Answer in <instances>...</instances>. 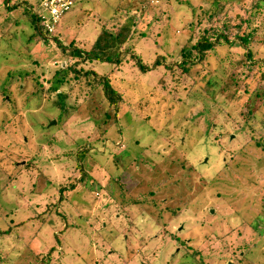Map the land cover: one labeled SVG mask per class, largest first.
Here are the masks:
<instances>
[{
  "label": "rangeland",
  "instance_id": "1",
  "mask_svg": "<svg viewBox=\"0 0 264 264\" xmlns=\"http://www.w3.org/2000/svg\"><path fill=\"white\" fill-rule=\"evenodd\" d=\"M181 1L126 0V16L118 0H77L47 37L25 8L40 0H0V264H264V66L248 69L264 61V0L202 11L201 27L250 33L253 58L223 43L189 76L180 51L208 3ZM118 26L145 72L73 66L56 41L89 49ZM89 70L122 93L116 121Z\"/></svg>",
  "mask_w": 264,
  "mask_h": 264
},
{
  "label": "trees",
  "instance_id": "2",
  "mask_svg": "<svg viewBox=\"0 0 264 264\" xmlns=\"http://www.w3.org/2000/svg\"><path fill=\"white\" fill-rule=\"evenodd\" d=\"M4 1L6 5H8L9 2H11V0H4ZM125 1L126 0H118L116 4L117 6L116 9L117 10L120 9V11L124 12L126 16L135 14L130 10V8H128L129 6H126L127 3L125 4ZM204 1L208 3V7H205L204 9L200 7L201 13L198 14L199 21L197 22V24L193 25L194 23H190L191 24L190 27L188 25H187V28L185 27L187 30H189V32L193 31L197 36V40L195 41V43H193L189 48H186V49L183 48V50L180 51V55L182 56V61L180 62L179 67L182 69L183 74L187 76L190 75V70L192 66L204 64L205 60L207 59V57H209L210 53L215 52L217 50V47L222 45L223 43L228 44L229 46L235 45V46L247 48V51L245 53L246 58L248 59L253 58V52L248 46L251 40L250 33L243 34V35L236 34L235 39L231 40L230 37L228 36V27H227L228 25L226 22L219 25L218 28L212 25L210 27L205 28L203 26L201 27L200 25L202 11L204 13L210 12L213 15L215 12L221 11L220 9L224 8L225 9L223 11L224 13L226 9L229 10V7H227V2H230V0H204ZM181 3L182 4L184 3V5H187V3L190 4L189 2H186V0H182ZM15 6L16 4L12 5V7L8 9L10 10L11 8ZM33 7L34 6H32V4H29L28 7H25L26 13L29 14L28 16L32 24H35V29L38 30L37 28L38 19L36 15L34 14ZM73 8L69 11V13L72 10H74ZM243 14H244L243 15V18H244L246 15V11ZM64 18L66 17L63 16L62 19ZM68 21L71 22V17H69ZM132 23H134V21H132ZM129 32H130V29L127 26H118L116 28L103 27L100 30V32L97 34L96 38L91 43L89 49H81L80 47H76V46H71L70 48L63 47L62 45H60V42L57 39L56 41H57V44L60 46V48H62L63 50H68L71 56L78 59V61H75L73 66H75L76 64H79V60L84 61V62L85 61L107 62L109 64H114V65H120L121 63L125 64V63L134 62V64L142 72H145L147 70L146 69L147 66L143 64L142 60L138 57V55L133 53L134 50H132L131 48H127V50L129 51H126V52L123 51L122 46L126 44L128 42V39L130 38ZM157 62L159 61L156 60L155 65L158 64ZM261 66H264V61L259 60L257 61V64L249 65L248 69L250 70L252 68H257ZM71 69L74 72H79L74 67H71ZM85 74L87 76H91V78L87 79L90 90L92 91L94 89H98L101 93V101L103 103L102 106L104 107V110H105L101 114L103 121L109 115H112L114 117V121H116V115L119 113L120 107L123 102H122V93L115 87L112 77L110 76V74L99 75L96 71H93V70L85 71ZM63 82H64V76H61V78L55 81V86L53 87V89L55 88L57 89L58 86H60ZM186 90H183V92L185 93V97L192 96L193 98H197L198 100L202 101L206 105L207 108L209 107V105H207L208 98L206 95H203L202 90L194 89V91L192 92H189L190 90L189 91L188 90L186 91ZM257 96L259 99H263L264 90L262 92L258 90ZM251 101L253 102L252 99ZM83 155L80 157V159H83ZM78 168L81 169V172H82V177L79 179V181H82L83 183L88 184L90 176L89 175L87 176L85 170L83 169L82 164H80ZM74 184L75 183L73 182L72 183L73 187H74ZM261 213L264 216V211H262ZM50 258L51 256L49 255L40 264H48L50 261ZM241 260H243V257L241 258Z\"/></svg>",
  "mask_w": 264,
  "mask_h": 264
},
{
  "label": "built area",
  "instance_id": "3",
  "mask_svg": "<svg viewBox=\"0 0 264 264\" xmlns=\"http://www.w3.org/2000/svg\"><path fill=\"white\" fill-rule=\"evenodd\" d=\"M77 0H40L34 10L38 19L37 28L43 36H52L62 17L68 13Z\"/></svg>",
  "mask_w": 264,
  "mask_h": 264
}]
</instances>
